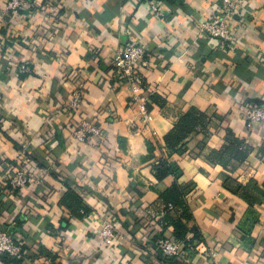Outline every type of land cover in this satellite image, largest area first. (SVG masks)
I'll return each mask as SVG.
<instances>
[{"label": "crops", "instance_id": "1", "mask_svg": "<svg viewBox=\"0 0 264 264\" xmlns=\"http://www.w3.org/2000/svg\"><path fill=\"white\" fill-rule=\"evenodd\" d=\"M159 1L161 18L135 0H29L17 16L0 0V228L22 245L17 262L0 256V264H264V127L249 130L242 109L264 106V0H239L232 48L198 31L221 0ZM127 43L142 45L150 60L141 89L111 72ZM23 63L30 73L20 72ZM79 73L84 103L73 112L64 107L67 80ZM143 103L153 106L148 119ZM193 107L207 126L174 158L195 191L200 237L189 231L195 247L178 258L149 257L143 242L175 231L162 221L160 200L175 178L158 180L151 158ZM83 117L105 137L73 141ZM231 134L243 141L242 158L223 153ZM23 154L38 174L48 162L52 172L42 186L7 188ZM104 208L123 235L113 251L97 235Z\"/></svg>", "mask_w": 264, "mask_h": 264}, {"label": "built area", "instance_id": "2", "mask_svg": "<svg viewBox=\"0 0 264 264\" xmlns=\"http://www.w3.org/2000/svg\"><path fill=\"white\" fill-rule=\"evenodd\" d=\"M135 1L149 8L156 17L161 18L166 15L159 0ZM241 4L239 0H221L214 12L200 23L198 28L200 37L217 40L222 48H232L234 36L230 23L234 20L235 15L239 13ZM28 7L29 0H8L7 11L17 16ZM147 57L148 54L142 45L125 44L117 50L114 57L111 70L113 77L121 85H128L135 89L143 88L146 85V80L142 68L150 66V60ZM20 72L30 73L31 67L27 63H23L20 66ZM67 83L71 87L69 91L71 97L64 107L73 112L81 111L84 103L85 80L79 73L77 79L71 81L69 78ZM140 107L144 118L148 119L150 112L146 107V103L140 104ZM242 109L245 124L249 130L257 126L264 127V106L245 102ZM95 137L99 139L105 137L102 126L84 117L81 118L77 126L71 128L70 138L76 143H86ZM166 152V148L162 146L160 154L166 155ZM52 167L53 163L48 162V165L38 174L32 165L31 157L23 154L19 163L12 167L6 179V185H10L13 190H25L30 187L42 186L51 174ZM108 212L104 208L97 215L99 224L97 235L103 241V248L107 251H113L120 246L123 235L118 220H115ZM192 247H195L194 243L185 245L184 242L171 236H163L155 240L146 239L142 245L144 255L153 257L159 254L169 259L178 258L185 249ZM5 254L21 257L22 245L19 238L12 231L0 228V256ZM215 254L216 252L213 250L206 251L207 256L213 257Z\"/></svg>", "mask_w": 264, "mask_h": 264}, {"label": "trees", "instance_id": "3", "mask_svg": "<svg viewBox=\"0 0 264 264\" xmlns=\"http://www.w3.org/2000/svg\"><path fill=\"white\" fill-rule=\"evenodd\" d=\"M154 102L163 105L165 101L161 102L158 95H153ZM150 111L151 104H146ZM207 126V115L197 107H193L189 112L182 115L174 128L165 136L163 147L166 148V155L159 154L151 158L152 169L154 175L158 180L164 181L167 177L173 176L175 178L173 184L161 194V201L165 205L163 211L162 221L166 224H173L175 231L163 236H171L174 239L184 242V244L193 243V240L186 238L189 231L195 233V238L200 237V231L196 226L194 214L190 205V197L195 192L190 186L184 183V170L179 162L174 158L175 155H184L188 152L187 138L195 131L205 128ZM228 144L223 150V153L230 152L238 158L244 153L243 141L235 136H230ZM162 147V146H161ZM160 147V149H161ZM151 148H155L151 145ZM10 188V185H7ZM160 237H157L160 238ZM10 257L12 262H17L16 257L8 254L2 255ZM169 259V258H167ZM175 259V258H172Z\"/></svg>", "mask_w": 264, "mask_h": 264}]
</instances>
